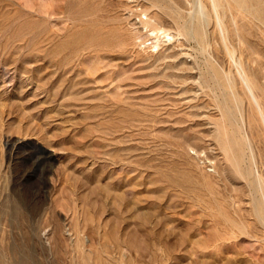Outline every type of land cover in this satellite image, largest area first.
I'll use <instances>...</instances> for the list:
<instances>
[{
  "label": "rangeland",
  "instance_id": "rangeland-1",
  "mask_svg": "<svg viewBox=\"0 0 264 264\" xmlns=\"http://www.w3.org/2000/svg\"><path fill=\"white\" fill-rule=\"evenodd\" d=\"M160 1L0 0V264H264L218 140L210 77L237 68L212 23L178 35L168 3L185 17L197 0ZM145 10L173 41L151 47ZM246 36L259 64L228 42L264 73ZM245 152L264 175L263 140Z\"/></svg>",
  "mask_w": 264,
  "mask_h": 264
},
{
  "label": "bare ground",
  "instance_id": "bare-ground-1",
  "mask_svg": "<svg viewBox=\"0 0 264 264\" xmlns=\"http://www.w3.org/2000/svg\"><path fill=\"white\" fill-rule=\"evenodd\" d=\"M153 1L163 7L160 0ZM168 6L172 9L178 35L199 39L201 35H204L205 27L207 25L209 27L212 23L213 27L210 31L212 30L214 34L217 31L219 34L223 58L233 61L237 68L235 81L230 79L232 76L229 77L227 72L224 74L218 70H214L210 77L213 88L218 87L222 94L221 100H218L224 123L217 125L218 140L229 163L250 186L254 215L264 226V175L253 168L254 162L247 164L245 152V149H251L253 140L260 139L264 142V86L260 83L255 71L260 70L261 75L264 73L260 65V68L257 67L254 70L255 68L252 69L254 66L251 65V68L246 64L242 53L236 54L237 52L228 42V39L235 42L240 47V51L244 48L245 51L252 52L255 62L259 61L260 56L258 57L257 51L248 42L246 35L254 31L264 40V0H197L193 9L185 17L181 15V10L175 4L168 3ZM144 14L145 18L140 17L139 22L150 26L152 30L151 36L156 39V42L152 43L151 47H158L161 38H166L165 41L169 42L174 40L171 32L156 23L153 15L147 14L146 10ZM207 63L210 61L207 60ZM208 83L207 81V85ZM239 89L247 94L248 115L246 118L240 112L242 100L238 94Z\"/></svg>",
  "mask_w": 264,
  "mask_h": 264
}]
</instances>
